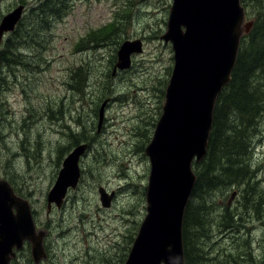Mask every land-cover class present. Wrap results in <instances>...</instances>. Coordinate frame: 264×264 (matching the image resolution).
<instances>
[{
	"label": "rangeland",
	"instance_id": "1",
	"mask_svg": "<svg viewBox=\"0 0 264 264\" xmlns=\"http://www.w3.org/2000/svg\"><path fill=\"white\" fill-rule=\"evenodd\" d=\"M57 1L0 0V21L26 6L15 49L22 56L18 63L0 62V177L23 190L39 229L47 231L42 264H124L147 213L151 164L145 148L163 111L160 89L166 90L174 66L172 43L161 37L173 0ZM111 24L118 27L111 38L87 39L95 30L110 31ZM135 39L142 52L114 72L121 45ZM75 75L89 82L81 92L73 87ZM238 118L231 113V126L240 127ZM260 127L252 163L264 185V116ZM80 139L88 144L80 181L61 207L49 209L48 192ZM101 187L114 193L109 207L102 204ZM232 205L243 219L233 228L218 226L222 208L215 207L210 236L197 240L193 234L197 264H264V226L240 208L239 196ZM12 264H35L31 245Z\"/></svg>",
	"mask_w": 264,
	"mask_h": 264
},
{
	"label": "water",
	"instance_id": "2",
	"mask_svg": "<svg viewBox=\"0 0 264 264\" xmlns=\"http://www.w3.org/2000/svg\"><path fill=\"white\" fill-rule=\"evenodd\" d=\"M20 4L0 21V42L15 29L24 14ZM241 0H173L167 30L174 66L165 90L163 111L145 151L151 170L146 192L147 213L124 264H185L183 218L196 180L193 162L207 152L216 99L229 83L241 38L250 32ZM141 39L125 40L114 72L131 65V55L142 52ZM104 103L99 110V127ZM87 144L75 146L64 158L47 195L61 207L70 188L81 178L80 159ZM102 204L109 207L113 192L100 188ZM236 192L232 193L234 198ZM45 230H38L31 204L0 177V264H10L26 241L35 264L47 257Z\"/></svg>",
	"mask_w": 264,
	"mask_h": 264
},
{
	"label": "trees",
	"instance_id": "3",
	"mask_svg": "<svg viewBox=\"0 0 264 264\" xmlns=\"http://www.w3.org/2000/svg\"><path fill=\"white\" fill-rule=\"evenodd\" d=\"M53 1L59 3L57 0ZM241 2L247 13L251 16L254 14L256 19L250 33L242 39L231 80L216 99L206 155L194 165L196 180L183 218L182 234L186 264L199 263L200 251L194 243L193 234H196L197 240L203 236H210L209 231L211 232L210 227L214 218L210 213L215 207L222 208L218 219L219 227L233 228L238 220H243L232 205L237 196L240 197V208L247 210L264 226V185L257 179L252 163L253 137L261 131L260 123L264 116V0ZM21 24L22 20L4 41L5 45L0 50V62H19L22 54L17 53L15 49L21 46L22 37L18 34L22 31ZM110 26V31L95 30L88 34L87 39L98 43L111 38L118 27H114L113 24ZM10 42L12 44H9ZM76 75L73 76V87L81 92L88 87L89 82L86 81V77ZM160 92L163 97L165 89L161 88ZM232 112H236L240 117L239 128L231 126ZM150 124L155 125L154 122ZM80 141L83 140L80 139L75 144ZM10 183L13 185L11 181ZM13 187L20 195L26 197L23 190L14 185ZM232 188L236 189L233 190L236 194L230 201L233 192L231 195L229 193ZM220 195L224 196V199L218 203L217 198ZM246 240L248 243V238Z\"/></svg>",
	"mask_w": 264,
	"mask_h": 264
},
{
	"label": "flooded vegetation",
	"instance_id": "4",
	"mask_svg": "<svg viewBox=\"0 0 264 264\" xmlns=\"http://www.w3.org/2000/svg\"><path fill=\"white\" fill-rule=\"evenodd\" d=\"M26 244H25V246H24V249L29 245V243H27V241L25 242ZM44 246H45V244H44ZM45 250H46V248H45ZM46 252H47V250H46ZM48 257V256H47ZM42 264V263H41Z\"/></svg>",
	"mask_w": 264,
	"mask_h": 264
}]
</instances>
